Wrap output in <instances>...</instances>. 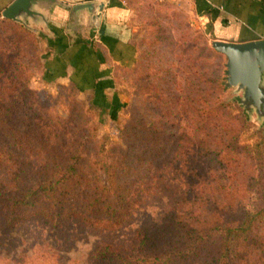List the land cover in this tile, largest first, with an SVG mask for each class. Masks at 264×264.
<instances>
[{"label": "trees", "instance_id": "trees-1", "mask_svg": "<svg viewBox=\"0 0 264 264\" xmlns=\"http://www.w3.org/2000/svg\"><path fill=\"white\" fill-rule=\"evenodd\" d=\"M31 40L0 14V225L30 235L0 264H75L61 253L92 232L127 235L98 241L88 264H264V131L240 144L249 116L239 100L222 99V77L208 99L146 97L107 148L95 93L84 105L72 82L61 114L30 88L32 70H45ZM195 157L201 173L185 174ZM140 214L143 225L131 229Z\"/></svg>", "mask_w": 264, "mask_h": 264}, {"label": "rangeland", "instance_id": "rangeland-1", "mask_svg": "<svg viewBox=\"0 0 264 264\" xmlns=\"http://www.w3.org/2000/svg\"><path fill=\"white\" fill-rule=\"evenodd\" d=\"M185 2L159 3L153 0H126V5L132 12L129 27L133 32L131 41L137 51L135 62L129 68L117 67L112 65V62H106L111 77L105 73L104 79L97 83L99 92H97L96 100L97 104L103 108L100 112L102 128L99 136L108 138L107 148L120 141V129L131 121L132 110L137 106L141 108L143 106L141 101L146 97L173 95L187 99L197 96L208 99L210 82L222 77L226 84V69L222 68L226 65L225 60L220 56L213 58L205 51V46L211 47L212 41L209 44L205 42L209 38L205 36L203 26L190 20ZM1 19H3L2 15ZM25 29L32 32L36 39L31 40L29 52L37 57L41 64H44L43 57L49 52L45 38L53 39V35L47 34V30L39 28L38 25L36 29ZM83 31L86 32L85 29ZM41 33L44 34V38L40 36ZM88 33L90 34H84V36L90 38L97 36V33L91 29ZM72 58L74 59V56ZM92 61L94 62V59ZM74 63L70 65L71 71L66 75L72 74ZM78 67L79 65L77 69ZM81 68L83 70V67ZM84 69H86L85 66ZM90 72H93L92 68ZM68 76L66 79L60 77L63 80L58 79V82H52L53 79L50 78L47 83L43 80L42 70L34 69L31 74L30 88L41 100L54 103L57 111L64 114L65 111L67 112L68 93L72 86ZM75 82L82 88L76 99L88 105L89 98L92 97V87L95 84L89 81L84 82L79 75ZM149 85L153 86L151 91L144 89ZM94 92L96 94V91ZM222 99L227 102L239 100L249 116L247 128L240 133V144L254 145L263 140L261 131H264V118H259L255 109L243 105V93L227 88ZM59 103L63 106L58 105ZM180 159L184 160V156L182 155ZM196 160L195 157L193 164L185 170V174L201 173ZM184 169L178 170L177 173L184 174ZM244 169L249 171L248 167L242 170ZM147 211L149 215H152L151 208ZM143 216L144 214H140L133 221L131 229L143 225L145 219L142 222ZM126 235L121 234L110 239L100 233H88L86 240L78 241L69 252L61 253V255L75 264H88L86 257L98 241L105 238L114 243H122ZM0 239L6 244L12 242L6 245L8 247H0L2 256H11L25 249V242L30 241V235L27 230L7 231L0 225Z\"/></svg>", "mask_w": 264, "mask_h": 264}, {"label": "crops", "instance_id": "crops-1", "mask_svg": "<svg viewBox=\"0 0 264 264\" xmlns=\"http://www.w3.org/2000/svg\"><path fill=\"white\" fill-rule=\"evenodd\" d=\"M15 1L0 0V14ZM60 2L65 4L66 8L55 7L50 12L41 11L48 20L49 28L43 23L38 25L54 37L45 38L49 52L43 57L44 81L49 83L48 79L52 78V82H58V79L63 80L60 77L66 79L68 76L66 74L70 73V65L74 60L75 68H72V74L68 76L71 83L78 75L84 82L89 81L93 84L103 80L105 73L111 77L106 62H112V65L117 67L133 66L135 51L130 45L133 32L129 27L132 12L126 5V0H60ZM97 2H106L98 29L91 24L87 13L78 15V23L74 21L72 18L74 6ZM167 2H185L190 20L203 26L204 34L210 41L245 44L264 40V0H170ZM29 25L34 29L37 27L31 22ZM82 29L86 32L84 33ZM90 29L97 33L96 37L84 36L90 34L88 33ZM40 36L43 37L44 34L41 33ZM80 41L83 43L90 41V44L85 46ZM91 68L93 72H90ZM94 91L92 87V94L95 93ZM95 95L98 96L97 92Z\"/></svg>", "mask_w": 264, "mask_h": 264}, {"label": "water", "instance_id": "water-1", "mask_svg": "<svg viewBox=\"0 0 264 264\" xmlns=\"http://www.w3.org/2000/svg\"><path fill=\"white\" fill-rule=\"evenodd\" d=\"M55 7L66 8L60 0H16L2 12V18L31 29L48 20L41 11H52ZM106 2L81 4L72 8V18L79 22L78 15L87 13L96 29L100 26ZM211 47L226 59V87L243 93L244 106L255 109L259 118H264V40L245 44L212 41Z\"/></svg>", "mask_w": 264, "mask_h": 264}, {"label": "built area", "instance_id": "built-area-1", "mask_svg": "<svg viewBox=\"0 0 264 264\" xmlns=\"http://www.w3.org/2000/svg\"><path fill=\"white\" fill-rule=\"evenodd\" d=\"M156 2H159V3H163V2H167V1H170V0H155ZM178 1V0H177ZM179 1H184V0H179Z\"/></svg>", "mask_w": 264, "mask_h": 264}, {"label": "flooded vegetation", "instance_id": "flooded-vegetation-1", "mask_svg": "<svg viewBox=\"0 0 264 264\" xmlns=\"http://www.w3.org/2000/svg\"><path fill=\"white\" fill-rule=\"evenodd\" d=\"M246 107L248 108L249 106H248V105H246Z\"/></svg>", "mask_w": 264, "mask_h": 264}]
</instances>
